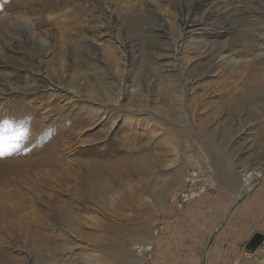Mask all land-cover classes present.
Here are the masks:
<instances>
[{
  "label": "rangeland",
  "instance_id": "374dc122",
  "mask_svg": "<svg viewBox=\"0 0 264 264\" xmlns=\"http://www.w3.org/2000/svg\"><path fill=\"white\" fill-rule=\"evenodd\" d=\"M0 64V118L10 106L35 108L55 133L50 123L65 114L71 130L101 112L71 130L63 161L76 177L4 200L28 206L0 210V264H222L224 249L215 256L207 239L184 253L172 199L192 172L210 177L212 191L233 186L235 198L244 171L264 173V0H0ZM99 156L105 168H83ZM247 181L234 213L263 241H242L228 264H264V175ZM32 210L57 258L32 248ZM203 216L186 223L207 225Z\"/></svg>",
  "mask_w": 264,
  "mask_h": 264
},
{
  "label": "bare ground",
  "instance_id": "6f19581e",
  "mask_svg": "<svg viewBox=\"0 0 264 264\" xmlns=\"http://www.w3.org/2000/svg\"><path fill=\"white\" fill-rule=\"evenodd\" d=\"M187 11H186V14H187ZM187 19H185L183 21L186 26L188 24ZM59 62H61V61H59ZM54 75H56V74H54ZM45 79L41 78L40 80H37V77H36L35 80L38 82L37 85L40 86L41 83H47V82H45L46 81ZM53 86L55 87L56 85L53 84ZM55 88H57L58 90L62 89V88H59V86H56ZM106 106H109V105H105L104 109H106ZM21 108L22 107L16 106V105L13 107L10 106L7 108L8 112L5 113V115L2 118H0V131H2L3 133L6 130H8L10 127H16V128L18 127L17 130H15L16 129L15 128L13 130V132L9 133V135L3 134V136H4V141H3L4 142V151L11 150V147L13 144H18L19 145L18 149L16 151H13L10 155H0V187H1L0 188V210L3 209V211L5 213H7V214L11 213L10 215H12L13 212H15V211L17 212V210H19V211L27 210L26 208L28 205H26L23 202V203H20L19 206H17L18 207L17 209L6 208L4 206V203H5L4 200H6V198H8V197L26 198V195L24 193L25 191H28V192L29 191H31V192L40 191L41 192L42 188L45 187V185L47 184L48 181H58L60 183L61 182L63 183V182L69 181L73 177H76V175L72 174L70 169H68V167H66V162L63 161V159L65 158L64 157V151H66L69 148L71 149V147H73V144L69 145V142L72 139H74V138H72V135L74 133L71 130H74L75 128L79 127V125L81 127H85V128L88 126H91L94 123L92 121V119H94L95 116H98L99 113H101L100 111L96 110L93 113H91L89 115V117L82 118L80 123L78 122V124H74V123L71 124L68 127V128H71V130H68L67 127L65 128L63 126V125H65V123L68 124V120H69V117L71 115V113L65 114V116H63L62 118L59 117L58 119H56L50 123V125H52L53 127H55V126L59 127L57 132L46 133L39 126V120L36 117L38 114V110L34 108L33 110L29 109V111L27 110V111L22 112ZM104 109H102V111L106 112L107 110H104ZM50 110H51V107L47 108V110L44 113L45 117H48ZM27 118H29V119L27 120ZM30 119H32V120H30ZM5 122H7V123H5ZM97 136L101 137L99 134H97ZM5 147H7V150H5ZM76 153H78V152H76ZM94 158H97V159H94ZM108 158L109 157H107V156L89 157L87 160L83 161L82 166L84 169L88 167L89 169L93 168L92 169L93 171H99L100 169L105 168L106 163H107L106 160ZM247 172H248V170L245 171V173H247ZM247 179L248 178L244 175V180H246V181L244 182V184H242V183L239 184L238 193L236 195L237 200H240L242 197H244V195H246L244 193H247V191H249L251 189V183L249 181H247ZM13 184H16L15 189L10 190V191H6V187L13 185ZM20 186H23V189H20L21 188ZM10 203H12V202H10ZM65 205H66V203H65ZM65 205H63V206H65ZM59 207H60V205H59ZM67 210H69V209H67ZM63 212H64V210H63ZM65 212H67V211H65ZM68 213H66V214H68ZM16 214L18 215V213H16ZM32 214H33L32 217L30 215L31 220L27 223L25 222L26 225H32L30 228H35L32 230H36V232H37L36 233L37 234L36 239L34 240L37 243H35V244L31 243L32 248H34V250H35V249L39 248V245H43L45 247L46 251H48V252L51 251V253L52 252L55 253V257H56L57 256L56 254L59 253V251L62 252V250H61L60 245L57 242L54 243V241H50L51 235L49 233H44V229H45V225H46L45 222L43 221L44 215L41 216L42 214L38 213L35 210L33 211ZM61 214H62V216H64L65 213L64 214L61 213ZM14 221H16V220H14ZM10 222H12V221H10ZM21 223H20V225H21ZM14 224H15V222H14ZM11 227H13V226H11ZM32 230H30V231H32ZM38 233L40 236L38 235ZM0 239H3V238H0ZM41 239H42V241H44L43 243H41ZM0 241L3 243L2 240H0ZM31 241H33V240H31ZM3 248L4 247L0 246L1 251L3 250ZM147 248H149V246L143 247L144 250ZM4 253H5V251H4ZM2 255H3V253H2ZM2 255H0V257ZM7 258H10V257L6 256V259ZM47 260H49V259H47ZM59 261L60 260H58V262ZM44 262H46V261H44ZM47 262H50V260ZM6 263H4V264H6ZM36 264H40V263H36ZM68 264H70V263H68Z\"/></svg>",
  "mask_w": 264,
  "mask_h": 264
},
{
  "label": "crops",
  "instance_id": "0c3cea01",
  "mask_svg": "<svg viewBox=\"0 0 264 264\" xmlns=\"http://www.w3.org/2000/svg\"><path fill=\"white\" fill-rule=\"evenodd\" d=\"M234 184L236 185L237 190V182H234ZM234 198L233 186L230 185L229 188H225L224 190L216 189L215 191H209L199 198L188 201L182 209H178L174 204V207L177 209L174 211L176 216L170 221L178 223L175 225H183L181 226V229L178 226V232L180 231L185 233L181 235V237H184L185 239L184 244L181 246L186 248L183 249L185 254L192 253L187 250L193 247V243L196 244V247L201 246V242L192 240L194 237H197L199 239H207L209 241L208 248L212 247V254L215 256L220 255V250L224 249L222 253L223 256L220 259H217L220 263L228 264L235 260V257H237V254L235 253L239 252L237 250L241 247V242L246 241L245 243H247L257 231V228L253 225L249 228L245 225V227H243V225L239 222V218H241L244 213H240L238 215L239 209L236 211L237 214L236 212L234 213L236 206L241 205V201L237 202L236 198L235 200ZM194 215L196 218L198 217L199 220L202 219V215H204L203 217L206 216L208 219L207 225H205V223H202L203 226L198 224H187V220L192 218ZM255 219L256 218L253 216V221H255ZM202 222H204V220ZM196 225L200 227L198 236L194 233L197 230L194 229L193 226ZM222 242H225L226 244L223 245Z\"/></svg>",
  "mask_w": 264,
  "mask_h": 264
},
{
  "label": "built area",
  "instance_id": "2783aa9c",
  "mask_svg": "<svg viewBox=\"0 0 264 264\" xmlns=\"http://www.w3.org/2000/svg\"><path fill=\"white\" fill-rule=\"evenodd\" d=\"M247 178L253 180L261 178L264 173L262 171L250 170L249 172L242 173ZM243 175V177H244ZM215 186L211 182L210 178L205 175H201L198 172H192L187 178L186 182L182 187H180L173 197L172 201L178 209H182L186 202L191 201L201 194L214 190ZM152 246H149L147 249H143L144 252H149Z\"/></svg>",
  "mask_w": 264,
  "mask_h": 264
},
{
  "label": "water",
  "instance_id": "95a60500",
  "mask_svg": "<svg viewBox=\"0 0 264 264\" xmlns=\"http://www.w3.org/2000/svg\"><path fill=\"white\" fill-rule=\"evenodd\" d=\"M263 241V234L260 232H257L253 235V237L248 241L247 246L249 248H256L261 244Z\"/></svg>",
  "mask_w": 264,
  "mask_h": 264
},
{
  "label": "snow or ice",
  "instance_id": "6c2138e0",
  "mask_svg": "<svg viewBox=\"0 0 264 264\" xmlns=\"http://www.w3.org/2000/svg\"><path fill=\"white\" fill-rule=\"evenodd\" d=\"M7 123V122H5ZM4 136H3V132L0 131V155H10L13 151H16L19 147L18 144H13L11 147V150L9 151H4Z\"/></svg>",
  "mask_w": 264,
  "mask_h": 264
}]
</instances>
